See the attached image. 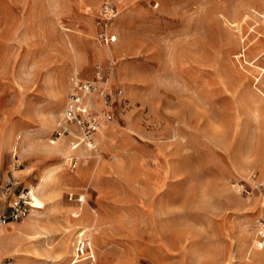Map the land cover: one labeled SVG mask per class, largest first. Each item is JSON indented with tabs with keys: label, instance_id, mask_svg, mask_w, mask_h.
<instances>
[{
	"label": "rangeland",
	"instance_id": "obj_1",
	"mask_svg": "<svg viewBox=\"0 0 264 264\" xmlns=\"http://www.w3.org/2000/svg\"><path fill=\"white\" fill-rule=\"evenodd\" d=\"M97 68L124 100L71 172L52 131L70 77ZM253 173L264 181V0H0V184L16 177L35 207L0 226L3 262L264 264Z\"/></svg>",
	"mask_w": 264,
	"mask_h": 264
},
{
	"label": "built area",
	"instance_id": "obj_2",
	"mask_svg": "<svg viewBox=\"0 0 264 264\" xmlns=\"http://www.w3.org/2000/svg\"><path fill=\"white\" fill-rule=\"evenodd\" d=\"M104 19L101 31L97 35L100 44L108 41L109 23L117 13L118 9L110 3L103 6ZM109 77L102 69L97 68L93 78H83L79 75L70 77V90L66 98L64 108L57 119L52 131V141L58 142L67 138L70 155L67 157L68 168L74 172L80 165L81 156L77 151L85 149L95 150L97 144L96 133L102 122L111 123L115 118V107L117 103H123V90L112 89L109 86ZM254 182V188H261L264 181L258 179L257 173L249 177ZM18 182L12 177L6 184H0V195L10 197L7 211L0 212V226L28 217L34 210L31 191L15 193ZM69 199L83 204V194L70 193ZM257 242L260 248L264 247V217L257 221ZM82 230L78 234L75 253L78 258L85 254L90 244V237ZM0 264H13L10 260Z\"/></svg>",
	"mask_w": 264,
	"mask_h": 264
},
{
	"label": "crops",
	"instance_id": "obj_3",
	"mask_svg": "<svg viewBox=\"0 0 264 264\" xmlns=\"http://www.w3.org/2000/svg\"><path fill=\"white\" fill-rule=\"evenodd\" d=\"M61 141V140H60ZM63 141V140H62ZM7 201L5 200V203ZM9 202H10V199H8V204H7V209H0V212H4V211H7L8 210V207H9ZM3 262V259H2V254L0 252V263Z\"/></svg>",
	"mask_w": 264,
	"mask_h": 264
},
{
	"label": "bare ground",
	"instance_id": "obj_4",
	"mask_svg": "<svg viewBox=\"0 0 264 264\" xmlns=\"http://www.w3.org/2000/svg\"><path fill=\"white\" fill-rule=\"evenodd\" d=\"M41 187V186H40ZM38 188V187H37ZM34 191H32L31 190V195H32V197H33V201H34V193H33ZM39 194H38V197H36L35 199L37 200V202H39L40 203V199H39V197H40V191L38 192Z\"/></svg>",
	"mask_w": 264,
	"mask_h": 264
}]
</instances>
